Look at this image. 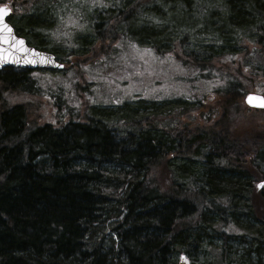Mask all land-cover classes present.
<instances>
[{
  "label": "trees",
  "instance_id": "obj_1",
  "mask_svg": "<svg viewBox=\"0 0 264 264\" xmlns=\"http://www.w3.org/2000/svg\"><path fill=\"white\" fill-rule=\"evenodd\" d=\"M29 1L8 22L30 46L49 51L41 38L71 7L79 47L113 26L221 99L198 116L202 101L178 99L70 109L56 124L0 99V264H264V119L243 121L248 88L264 93V0ZM28 74L2 73L0 88L31 92Z\"/></svg>",
  "mask_w": 264,
  "mask_h": 264
},
{
  "label": "rangeland",
  "instance_id": "obj_2",
  "mask_svg": "<svg viewBox=\"0 0 264 264\" xmlns=\"http://www.w3.org/2000/svg\"><path fill=\"white\" fill-rule=\"evenodd\" d=\"M0 4L10 8V18L15 22L20 14L31 9L32 1L3 0ZM70 8L59 14L54 27H48L52 32L49 38L45 42L41 38L43 43L52 47L47 52L53 53L63 68L59 71L37 69L36 72H29L31 92L0 88V99L9 103L29 102V122L56 124L58 116L64 115V120L68 118L66 110L70 109L77 112V116L85 118L91 106L97 111L106 108L120 114L121 111L117 110L124 108V105L155 101L159 106L166 103L174 106L171 102L178 99L194 103L202 101V104L193 105L194 115L198 116L200 111L212 108L215 99H221L213 92V80L198 76L192 67L183 65L173 53L159 54L152 46L136 42L129 34L116 37L113 26L102 36L96 35L91 45L79 47L76 40L77 36H81L84 23L79 21L75 9L68 12ZM34 19L38 22L43 20L40 16H34ZM70 19L76 24H70ZM145 49L150 52H145ZM79 52L80 55L77 54ZM249 92L264 95L256 84L248 88ZM54 99L59 102L56 103ZM243 105L249 109L244 112V116H247L243 119L246 125L252 122L250 114L253 112L255 118L264 119V109L250 108L244 102ZM123 110V113H129L126 108ZM151 111H140L138 108L136 114H148ZM176 111H172L171 118L177 114ZM187 122L190 123L188 118L183 117L181 123ZM180 264L189 262L180 258Z\"/></svg>",
  "mask_w": 264,
  "mask_h": 264
},
{
  "label": "water",
  "instance_id": "obj_3",
  "mask_svg": "<svg viewBox=\"0 0 264 264\" xmlns=\"http://www.w3.org/2000/svg\"><path fill=\"white\" fill-rule=\"evenodd\" d=\"M0 5H2V4H0ZM8 15L4 18L6 23H8L7 20H6ZM8 24L11 26L10 23H8ZM13 35L15 37H17V38H22L24 40V47H26L28 49H32V50H34L36 52H39V53L43 54V56L49 62H46V63H35V64L25 62V56L26 55H27V59H29V60H31V59H39V57H34V56L31 55V53H27L26 54V53H24L22 51H19L18 47L17 48H12L10 46V44H0V70L2 68H5V67H13V68H19V69H24V70H32V69H36V68L59 70V69L63 68V64L58 62L55 59L53 53H50V52H47V51H43V50H39V49H36V48L28 45L23 37L18 36V35L15 34L14 29H13ZM249 94H253V95L259 96V97H264L262 94L255 93V92H249V93L245 94V96H244V99H243L244 104L246 106L250 107V108L264 109V107L254 106L255 102H254L253 105H250L247 102V99H246Z\"/></svg>",
  "mask_w": 264,
  "mask_h": 264
},
{
  "label": "snow or ice",
  "instance_id": "obj_4",
  "mask_svg": "<svg viewBox=\"0 0 264 264\" xmlns=\"http://www.w3.org/2000/svg\"><path fill=\"white\" fill-rule=\"evenodd\" d=\"M10 11L11 10L7 5H0V44H10L12 48L18 47L19 51H22L26 54L31 53L32 56L39 57V59L29 60L27 59V55H26L25 62L33 63V64L49 62L46 60L43 54L24 47V40L22 38H17L13 35V28L4 20V18L10 13ZM69 23L72 25L76 24V22L71 19L69 20ZM132 47L135 48V45H132ZM144 51L150 52L149 49H145ZM245 71H247V69H245ZM246 99L250 105H253L255 102L254 106L264 107V97H259L253 94H249ZM181 259H185V258L181 257Z\"/></svg>",
  "mask_w": 264,
  "mask_h": 264
},
{
  "label": "flooded vegetation",
  "instance_id": "obj_5",
  "mask_svg": "<svg viewBox=\"0 0 264 264\" xmlns=\"http://www.w3.org/2000/svg\"><path fill=\"white\" fill-rule=\"evenodd\" d=\"M11 14V13H10ZM10 14L8 15V17H7V21H8V19L10 18ZM10 23V22H9ZM11 24V23H10ZM12 25V24H11ZM12 27H13V29H14V31H15V27L12 25ZM15 33H16V35H18V36H21V37H23L22 35H19L16 31H15ZM24 39H25V41H26V43L27 44H29L28 42H27V39L25 38V37H23ZM43 51H45V50H43ZM56 59H57V57H56ZM58 60V59H57ZM60 62V61H59ZM20 70H22V69H17V68H13V67H5V68H2L1 70H0V74H2V73H6L7 71H15V72H20ZM36 70L37 69H34V70H27V71H29V72H36ZM38 70H42V69H38ZM43 70H45V69H43ZM46 70H52V69H46ZM59 71V70H58Z\"/></svg>",
  "mask_w": 264,
  "mask_h": 264
}]
</instances>
